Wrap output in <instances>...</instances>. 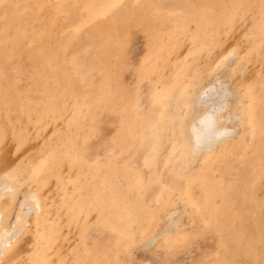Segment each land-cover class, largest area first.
I'll list each match as a JSON object with an SVG mask.
<instances>
[{
	"label": "rangeland",
	"instance_id": "1",
	"mask_svg": "<svg viewBox=\"0 0 264 264\" xmlns=\"http://www.w3.org/2000/svg\"><path fill=\"white\" fill-rule=\"evenodd\" d=\"M8 175L0 264H264V0H0Z\"/></svg>",
	"mask_w": 264,
	"mask_h": 264
},
{
	"label": "bare ground",
	"instance_id": "2",
	"mask_svg": "<svg viewBox=\"0 0 264 264\" xmlns=\"http://www.w3.org/2000/svg\"><path fill=\"white\" fill-rule=\"evenodd\" d=\"M54 5V4H53ZM218 10V9H217ZM46 11V10H45ZM11 22V21H10ZM29 22V21H28ZM28 22H26V23H28ZM21 24V23H20ZM19 24V25H20ZM26 27H27V25L26 24H24ZM43 28V27H42ZM16 29H17V27H16ZM15 29V30H16ZM25 29V28H24ZM25 31H27V30H25ZM15 33H16V31H15ZM22 33H24V32H22ZM38 33H40V32H38ZM21 35V34H20ZM37 36H39V35H37ZM41 36V35H40ZM18 38H19V36H18ZM21 39V38H20ZM20 39H19V41H20ZM39 41H40V39H38ZM36 42V41H35ZM41 42V41H40ZM40 42H37V43H39L40 45H41V43ZM43 43V42H42ZM38 44V45H39ZM36 45V44H35ZM38 45H36V46H38ZM44 45V44H43ZM42 45V46H43ZM41 47V46H40ZM39 47V48H40ZM39 51V50H38ZM41 51V50H40ZM39 51V52H40ZM34 52H36V50L34 51ZM41 53V52H40ZM36 55H37V53H36ZM40 57V56H39ZM21 60V59H20ZM194 65V64H193ZM31 72V71H30ZM32 75V74H31ZM34 78V77H33ZM41 78V77H40ZM44 78V77H43ZM18 79V78H17ZM23 79V78H22ZM45 79V78H44ZM2 81V80H1ZM46 81V80H45ZM50 81V80H49ZM46 90H48V89H46ZM52 91V90H51ZM47 93V92H46ZM245 99V98H244ZM206 100V99H205ZM250 100H251V98H250ZM165 102V101H164ZM249 103V102H248ZM255 103V102H254ZM253 104V103H252ZM250 105V104H249ZM254 105H256V104H254ZM52 106V105H51ZM212 106V105H211ZM55 107V106H54ZM250 107V106H249ZM253 108V107H252ZM52 109V108H51ZM166 111V110H165ZM171 112V111H170ZM215 112H216V110H215ZM52 113V112H51ZM56 113H58V111H56ZM163 113V112H162ZM215 114V113H214ZM165 115V114H164ZM51 116V115H50ZM213 116V115H212ZM170 117V116H169ZM207 117H209L210 118V115L208 116L207 115ZM162 118V117H161ZM161 120V119H160ZM205 120V119H204ZM210 120V119H209ZM209 120H208V122H209ZM215 120V119H214ZM164 121V120H163ZM200 121H202V119L200 120ZM202 122H205V121H202ZM165 123V122H164ZM202 125H204L203 123H202ZM213 127H214V125H213ZM158 131V130H157ZM197 131V130H196ZM202 132H203V130H202ZM210 132V131H209ZM208 133V132H207ZM168 134V133H167ZM195 134H197V133H195ZM195 134H194V136H195ZM218 135V134H217ZM216 135V136H217ZM219 136V135H218ZM217 136V137H218ZM157 137V136H156ZM191 137V136H190ZM205 137V136H204ZM123 138V137H122ZM160 138H161V136H160ZM198 138H199V135H198ZM197 139V138H196ZM200 141V140H199ZM197 142V141H196ZM202 143V142H201ZM208 147V146H207ZM209 149V148H208ZM229 150V149H228ZM218 151H219V149H218ZM213 154H215V153H213ZM15 159V158H14ZM224 161V160H223ZM53 164V163H52ZM205 164V163H204ZM42 168V167H41ZM45 168V167H44ZM42 170V169H41ZM110 170V169H109ZM130 172V171H129ZM201 172V171H200ZM53 173V172H52ZM211 174V173H210ZM31 176V175H30ZM29 176V177H30ZM36 179V178H35ZM30 180V179H29ZM221 180V179H220ZM7 182L9 183V184H11V187H10V190H8L7 192H5V191H3V192H0V203H1V201H2V203L4 204L5 202H6V200H7V196H8V194L11 192V190H12V185H13V183H14V178L13 177H11L10 175H8V180H7ZM200 182V181H199ZM203 182H204V180H203ZM132 183V182H131ZM130 184V183H129ZM38 185V184H37ZM40 185V184H39ZM202 186V185H201ZM207 187V186H206ZM40 188V187H39ZM38 190H36V192H33L32 193V196H33V200H34V202L36 203V205H37V208H38V210H41L42 209V207H41V209H40V202H39V199H38ZM208 196H210V195H208ZM207 197V196H206ZM42 198V197H41ZM118 199H119V196H118ZM211 199V198H210ZM43 200V199H42ZM66 200V199H65ZM115 201H117V199H115ZM120 201V200H119ZM207 201V200H206ZM102 202H104V201H102ZM121 202H123V201H121ZM70 203V202H69ZM116 203V202H115ZM124 203V202H123ZM100 204H102L101 202H100ZM116 205H117V203H116ZM115 205V206H116ZM119 205V204H118ZM125 205V204H124ZM127 205V204H126ZM132 205V204H131ZM130 204H129V206H131ZM1 206V205H0ZM44 206V205H43ZM114 206V205H113ZM129 206H127V207H129ZM29 207V206H28ZM36 207V206H35ZM24 210V209H23ZM84 210V209H83ZM82 210V211H83ZM130 210V209H129ZM128 210V211H129ZM47 211V210H46ZM130 212V211H129ZM129 212H128V214H129ZM1 213V212H0ZM26 213V212H25ZM113 213V212H112ZM132 213V212H131ZM30 214V213H29ZM54 214V213H53ZM41 215H43V214H41ZM109 215V214H108ZM131 215V214H130ZM130 215H129V217H130ZM53 216V215H52ZM127 216V215H126ZM109 217V216H108ZM112 217V216H111ZM111 217H110V219H111ZM135 217V216H134ZM45 218V217H44ZM113 218V217H112ZM139 219V218H138ZM141 219V218H140ZM43 220V219H42ZM109 220V219H108ZM134 220V219H133ZM135 221H137V219L135 220ZM140 221V220H139ZM142 221V220H141ZM23 222V221H22ZM109 222V221H108ZM29 223V222H28ZM138 223V222H137ZM140 223V222H139ZM21 224V223H20ZM133 224H134V221H133ZM13 227V226H12ZM13 229V228H12ZM14 231L12 232V235H13V238H15V241H17L24 233H21L22 232V227L19 225V227L17 228V227H15L14 229H13ZM126 231V230H125ZM41 232V231H40ZM129 232V231H128ZM125 233H127V232H125ZM11 234V233H10ZM7 235V234H6ZM46 236V235H45ZM10 237V236H9ZM12 237V236H11ZM23 237V236H22ZM24 238V237H23ZM11 239V238H10ZM13 241V240H12ZM43 241V240H42ZM10 242V241H9ZM9 242H7V244L9 243ZM25 242V241H24ZM6 243V242H5ZM10 244H11V242H10ZM9 244V245H10ZM39 244V243H38ZM5 245V244H4ZM4 245H3V247H4ZM14 247V246H13ZM12 247V248H13ZM20 248V247H19ZM38 248H39V246H38ZM38 248H37V250H38ZM43 248V247H42ZM6 249V248H5ZM4 249V250H5ZM18 249V248H17ZM41 250V249H40ZM6 251V250H5ZM17 251V250H16ZM10 252V251H9ZM13 254V253H12ZM11 254H6L4 257H3V259H6V261H7V258L10 256ZM14 255V254H13ZM40 255V254H39ZM12 256V255H11ZM4 263V262H3ZM8 264H10V263H8Z\"/></svg>",
	"mask_w": 264,
	"mask_h": 264
}]
</instances>
